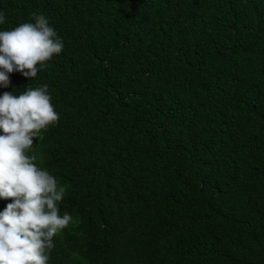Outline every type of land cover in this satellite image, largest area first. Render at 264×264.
Instances as JSON below:
<instances>
[{
  "label": "trees",
  "instance_id": "obj_1",
  "mask_svg": "<svg viewBox=\"0 0 264 264\" xmlns=\"http://www.w3.org/2000/svg\"><path fill=\"white\" fill-rule=\"evenodd\" d=\"M0 10V30L42 13L64 42L0 88L47 84L60 114L33 146L69 185L49 264H264V0Z\"/></svg>",
  "mask_w": 264,
  "mask_h": 264
},
{
  "label": "clouds",
  "instance_id": "obj_2",
  "mask_svg": "<svg viewBox=\"0 0 264 264\" xmlns=\"http://www.w3.org/2000/svg\"><path fill=\"white\" fill-rule=\"evenodd\" d=\"M32 17L34 22L0 30V88L11 85L13 72L31 81L64 49L49 19ZM5 22L0 10V25ZM51 101L47 84L0 94V199L12 198L0 210V264H49L54 236L73 221L59 209L69 185L38 166L34 154V138L60 119Z\"/></svg>",
  "mask_w": 264,
  "mask_h": 264
}]
</instances>
